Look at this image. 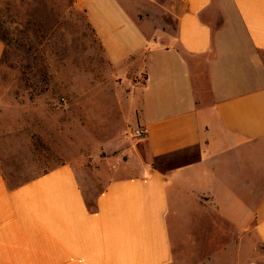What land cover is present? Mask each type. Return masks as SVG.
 I'll use <instances>...</instances> for the list:
<instances>
[{
    "label": "crops",
    "instance_id": "1",
    "mask_svg": "<svg viewBox=\"0 0 264 264\" xmlns=\"http://www.w3.org/2000/svg\"><path fill=\"white\" fill-rule=\"evenodd\" d=\"M149 1H74L104 58L141 76L125 103L141 171L92 204L68 161L0 174V264H264V0H182L172 36L138 15Z\"/></svg>",
    "mask_w": 264,
    "mask_h": 264
},
{
    "label": "rangeland",
    "instance_id": "2",
    "mask_svg": "<svg viewBox=\"0 0 264 264\" xmlns=\"http://www.w3.org/2000/svg\"><path fill=\"white\" fill-rule=\"evenodd\" d=\"M74 1L0 0V174L13 185L68 161L92 204L109 180L141 171L125 103L142 79L104 58ZM149 2L138 15L172 36L182 0ZM257 254L264 262L259 240Z\"/></svg>",
    "mask_w": 264,
    "mask_h": 264
},
{
    "label": "built area",
    "instance_id": "3",
    "mask_svg": "<svg viewBox=\"0 0 264 264\" xmlns=\"http://www.w3.org/2000/svg\"><path fill=\"white\" fill-rule=\"evenodd\" d=\"M145 133V129L141 126H136L132 129V135L136 137H142Z\"/></svg>",
    "mask_w": 264,
    "mask_h": 264
},
{
    "label": "trees",
    "instance_id": "4",
    "mask_svg": "<svg viewBox=\"0 0 264 264\" xmlns=\"http://www.w3.org/2000/svg\"><path fill=\"white\" fill-rule=\"evenodd\" d=\"M0 40L2 41V42H4V44H6L7 45V41H6V38L4 37V35L3 34H0ZM88 203V202H87ZM89 204V203H88Z\"/></svg>",
    "mask_w": 264,
    "mask_h": 264
}]
</instances>
